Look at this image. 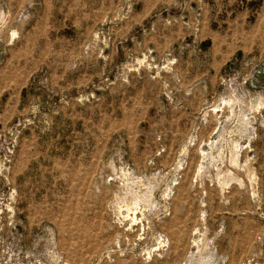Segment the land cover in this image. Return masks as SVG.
Returning a JSON list of instances; mask_svg holds the SVG:
<instances>
[{
  "label": "rangeland",
  "instance_id": "374dc122",
  "mask_svg": "<svg viewBox=\"0 0 264 264\" xmlns=\"http://www.w3.org/2000/svg\"><path fill=\"white\" fill-rule=\"evenodd\" d=\"M0 264H264V0H0Z\"/></svg>",
  "mask_w": 264,
  "mask_h": 264
}]
</instances>
